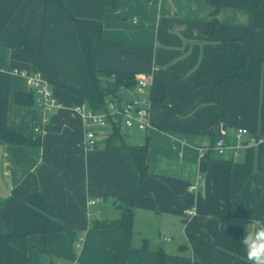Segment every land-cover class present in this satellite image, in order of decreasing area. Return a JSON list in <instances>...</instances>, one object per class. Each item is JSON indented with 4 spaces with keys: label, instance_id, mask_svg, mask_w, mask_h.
Wrapping results in <instances>:
<instances>
[{
    "label": "crops",
    "instance_id": "crops-1",
    "mask_svg": "<svg viewBox=\"0 0 264 264\" xmlns=\"http://www.w3.org/2000/svg\"><path fill=\"white\" fill-rule=\"evenodd\" d=\"M61 1L76 21L47 0H0V124L42 141L36 155L0 144L2 231L11 230L25 196L41 191L66 231L28 237L29 264H40L43 252L50 255L43 264H160L159 252L164 264H238L217 250L207 221L226 193L240 205L232 224L264 221V0ZM21 29L29 33L26 51L14 46ZM237 55L249 58L245 77L225 81L218 98L215 79ZM94 71L145 74L167 91L166 103H150L147 129L123 136L131 145L147 140L141 183L127 148H107L106 138L86 147L68 89L96 96ZM35 72L56 108L39 107L29 78ZM102 76V84L112 81ZM17 92L32 93L34 105L17 104ZM238 129L250 134L235 150ZM220 137L222 151L214 149ZM22 182L25 196L12 194ZM131 193V237L121 228H90L91 220L118 219L117 199ZM186 194L194 197L189 218L177 211L189 207Z\"/></svg>",
    "mask_w": 264,
    "mask_h": 264
},
{
    "label": "trees",
    "instance_id": "trees-1",
    "mask_svg": "<svg viewBox=\"0 0 264 264\" xmlns=\"http://www.w3.org/2000/svg\"><path fill=\"white\" fill-rule=\"evenodd\" d=\"M50 2L58 4L61 11L68 18L72 21H76L75 17L61 0H47V3ZM117 2L118 0H104V5L114 7ZM216 10H218V7ZM215 25V21L209 24L206 31L208 35L214 33ZM28 40V31L21 29L18 32L14 46L21 51H26L28 49ZM248 61L249 58L247 56L237 55L233 63L227 66L223 73L216 77L214 85L218 98H220V89L225 81H240L244 79ZM93 75L98 84V94L96 96H87L69 88L68 92L73 104L87 102L94 109H101L109 97L121 98L119 93L122 94L123 91L132 89L135 86V75L133 73H100L94 71ZM102 75L112 78V81L101 85L98 81V77ZM149 99L154 103H166L168 100L166 89L162 86L151 87L149 90ZM15 102L19 105L30 107L34 105V95L29 92H17L15 95ZM123 136L124 135L119 131H113L106 137L104 142L105 147L127 148L139 172L141 183L148 174V164L146 161L148 154L147 140L140 144L131 145L126 143ZM41 142L40 137L34 138L32 136H27L14 127L0 124V144L2 145L23 146L29 153L36 155L41 146ZM23 183L24 182L15 187L12 190V194L25 196ZM183 199L187 206H192L194 200L192 194H186ZM117 202L120 208V217L118 219L91 220L90 228H121L124 235L129 238L133 234L135 194L131 193L127 196L120 197L117 199ZM5 203L6 200L0 199V212ZM177 211L181 213L182 209ZM239 216L240 205L232 200L230 193L222 194L220 196V207L207 221V230L219 252L236 255L239 258L238 264H249L245 249L243 245L240 244V240L244 235V228L232 224V220ZM64 231H66V228L59 220L54 205L45 199L41 191L25 196L24 202L18 209L9 232L2 231L0 220V264H29L27 250L28 237L34 235L47 236L49 234L61 233ZM49 257L50 255L47 252L41 253L40 264H43V262L45 263V260ZM158 257L160 264L166 262V254L159 252ZM49 264H54V262L49 259Z\"/></svg>",
    "mask_w": 264,
    "mask_h": 264
},
{
    "label": "built area",
    "instance_id": "built-area-1",
    "mask_svg": "<svg viewBox=\"0 0 264 264\" xmlns=\"http://www.w3.org/2000/svg\"><path fill=\"white\" fill-rule=\"evenodd\" d=\"M17 74L25 75L19 70L14 71ZM32 88L40 98L39 107L52 110L57 107V101L50 90L49 83L44 80L38 72L30 77ZM151 88L149 79L145 74L135 76V86L130 89L136 94V97L123 100V98L109 97L101 109H94L87 102L74 104V110L82 119L85 128V143L88 149L97 147L100 140L105 139L113 131L117 130L124 136L134 130L145 131L148 127L149 119V90ZM39 132V128L35 129ZM247 129H238L235 133L237 145L235 150L242 147L243 138L249 135ZM252 143H255L252 140ZM226 147L224 138L220 137L215 141L214 149L222 151ZM203 157L205 153L201 151ZM196 187H192V190ZM96 201H90L94 205ZM182 215L189 218L195 215L192 207L184 208Z\"/></svg>",
    "mask_w": 264,
    "mask_h": 264
},
{
    "label": "clouds",
    "instance_id": "clouds-1",
    "mask_svg": "<svg viewBox=\"0 0 264 264\" xmlns=\"http://www.w3.org/2000/svg\"><path fill=\"white\" fill-rule=\"evenodd\" d=\"M240 244L249 264H264V221L252 219L247 223Z\"/></svg>",
    "mask_w": 264,
    "mask_h": 264
},
{
    "label": "rangeland",
    "instance_id": "rangeland-1",
    "mask_svg": "<svg viewBox=\"0 0 264 264\" xmlns=\"http://www.w3.org/2000/svg\"><path fill=\"white\" fill-rule=\"evenodd\" d=\"M102 77H105V76H102ZM102 81H103V80H102ZM102 81H100V84H101V85H102ZM128 94H129V93H126V94L124 95L123 100H127L128 98H131V97H132V98H133V97H136V94H135V93H133V94H134L133 96H128ZM135 137H136V135L133 134L132 137H131V139L134 140ZM32 254H33V253H32ZM32 254H31V255H32ZM32 256H33V255H32ZM31 264H33V260H32V259H31Z\"/></svg>",
    "mask_w": 264,
    "mask_h": 264
},
{
    "label": "water",
    "instance_id": "water-1",
    "mask_svg": "<svg viewBox=\"0 0 264 264\" xmlns=\"http://www.w3.org/2000/svg\"><path fill=\"white\" fill-rule=\"evenodd\" d=\"M119 96H120V97L122 96L121 93H119Z\"/></svg>",
    "mask_w": 264,
    "mask_h": 264
}]
</instances>
